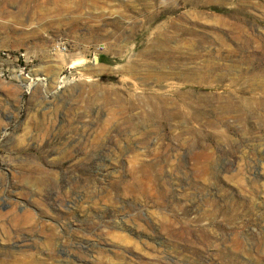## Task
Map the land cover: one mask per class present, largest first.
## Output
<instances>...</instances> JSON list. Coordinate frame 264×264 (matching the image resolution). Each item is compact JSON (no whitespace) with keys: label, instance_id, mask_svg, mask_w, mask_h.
Returning a JSON list of instances; mask_svg holds the SVG:
<instances>
[{"label":"rangeland","instance_id":"obj_1","mask_svg":"<svg viewBox=\"0 0 264 264\" xmlns=\"http://www.w3.org/2000/svg\"><path fill=\"white\" fill-rule=\"evenodd\" d=\"M0 264H264V0H0Z\"/></svg>","mask_w":264,"mask_h":264},{"label":"built area","instance_id":"obj_2","mask_svg":"<svg viewBox=\"0 0 264 264\" xmlns=\"http://www.w3.org/2000/svg\"><path fill=\"white\" fill-rule=\"evenodd\" d=\"M19 56L22 57V58H24L23 60L25 61V54L20 53ZM19 56H14V57H15V59H19ZM36 80L37 81H40L39 78H36ZM43 80H44V78H43ZM31 82L33 83V79H30V83L23 84V87L25 88V93H27V94H30V92H31V89H32Z\"/></svg>","mask_w":264,"mask_h":264},{"label":"bare ground","instance_id":"obj_3","mask_svg":"<svg viewBox=\"0 0 264 264\" xmlns=\"http://www.w3.org/2000/svg\"><path fill=\"white\" fill-rule=\"evenodd\" d=\"M197 8V7H196ZM195 8V9H196ZM21 244H23V243H21ZM20 244V242L19 243H17V245L15 246V247H17L16 249H18V250H21L24 246L23 245H21ZM14 250V249H13ZM56 251V250H55Z\"/></svg>","mask_w":264,"mask_h":264}]
</instances>
